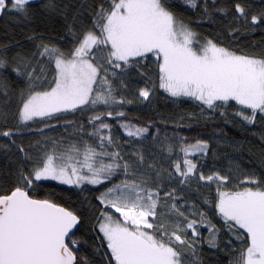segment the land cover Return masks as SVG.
Returning a JSON list of instances; mask_svg holds the SVG:
<instances>
[{
    "label": "trees",
    "instance_id": "trees-1",
    "mask_svg": "<svg viewBox=\"0 0 264 264\" xmlns=\"http://www.w3.org/2000/svg\"><path fill=\"white\" fill-rule=\"evenodd\" d=\"M47 3L48 0H39L26 6V13L6 11L0 15V58L8 64L0 70V78L7 84V87H0V132L11 133L8 137L0 135V195L10 194L17 186L23 187L21 172L30 173L46 153L61 154L75 147L79 153L72 155L82 160L87 147L98 152L118 151L122 159L117 162L130 164V175L126 176L120 168L98 187L73 188L52 181H37L27 189L32 198L50 199L80 216L81 224L72 237L78 242V264H115L98 224L102 219L101 212H107L113 218L119 215L101 205L98 197L125 180L143 182V187L160 193L157 211L169 224V230L175 223H186L171 209V204L189 219L197 221L195 227L201 235L193 236L191 229L186 234L190 242L195 241L193 248L174 244L182 250V264H240L241 252L248 245L246 234L241 230L245 239L238 240L229 232L215 210L219 182L202 181L199 175L219 173L229 177L220 190L255 188L256 185L241 183L247 177H255L264 187V119L258 114L255 123L247 124L234 115L240 108L234 101L213 111L191 98L166 94L159 87L158 61L151 55L137 58L136 66L121 71L112 69L105 62L106 50H94L96 62L103 65L101 75L108 69L113 95L117 100L123 98L125 103L84 105L74 111L36 118L20 125L19 110L29 91L28 74H32L31 82L36 91L50 90L54 86L51 81L55 76V64L48 56L40 55L41 46H55L66 55L71 53L78 38L92 27L96 11L101 5L107 6L109 0H55V11L46 8ZM166 3L177 19L203 40H212L238 55L264 57V23L254 25L251 22L254 15L264 19L261 16L264 0H215V3L197 0L195 9L185 0H166ZM237 4L245 9L243 16L236 12ZM12 67H19L22 74L17 76L11 71ZM112 72L117 75L112 76ZM94 87L97 91H106V86L100 83ZM145 87L150 90L147 100L139 96L140 89ZM108 111L113 112L112 117L106 115ZM117 111H123L125 116H116ZM221 111L225 115L222 116ZM97 114H102L103 121L110 125V129H104L102 134L107 136L110 132L113 137V143L109 145L105 140L103 148L99 138L90 134L96 132L100 124V121L89 123ZM122 123L147 127L148 133L130 137L121 127ZM197 141L208 143L207 152H195L185 157L181 147ZM140 155L143 161L138 160ZM185 158L197 168L188 182L181 184L182 177L175 172V165L179 162L183 167ZM97 159L112 162L107 156ZM170 192L176 199L165 195ZM205 199L211 204H206ZM200 212L219 229L215 247L209 246V229L199 223Z\"/></svg>",
    "mask_w": 264,
    "mask_h": 264
},
{
    "label": "snow or ice",
    "instance_id": "snow-or-ice-1",
    "mask_svg": "<svg viewBox=\"0 0 264 264\" xmlns=\"http://www.w3.org/2000/svg\"><path fill=\"white\" fill-rule=\"evenodd\" d=\"M34 2L0 0V15L6 11L26 13V6ZM185 3L197 8V0H185ZM44 6L51 11L57 8L55 0H48ZM236 12L243 16L245 9L237 4ZM261 16L264 17V13ZM251 22L254 25L264 23V19L254 15ZM197 43V34L177 19L166 0H109L107 6L101 5L96 11L92 27L78 38L71 53L66 55L55 46H41L40 55L48 56L55 64V76L51 81L54 86L50 90L36 91L31 82L32 74H28L29 91L19 110L20 122L74 111L83 105L125 103L123 98L117 100L113 95L108 69L104 70L105 75H101L103 65L96 62L94 50H106L105 62L112 69L121 71L136 66L139 63L137 58L151 55L158 61L159 87L170 96L191 98L213 111L234 101L240 106L234 115L247 124L255 123L258 114L264 119V57L238 55L212 40H207L199 48L195 46ZM7 67V61L0 58V70ZM11 71L17 76L22 74L19 67H12ZM97 83L106 86V91H97L94 87ZM0 87H7L2 78ZM149 95L147 87L140 89L139 96L144 100ZM106 115L112 117L113 112L108 111ZM115 115L123 117L125 113L117 111ZM221 115L225 112L221 111ZM95 121L100 124L96 132L90 134L99 138L102 148L105 140L111 145L113 137L110 132L107 136L102 134L104 129H110V125L103 121L102 114L93 116L89 123ZM121 127L130 137L148 133L147 127L138 128L125 123ZM0 135L8 137L11 133L4 131ZM208 148V143L197 141L181 147V151L187 157L195 152L206 153ZM73 152L79 153V149L71 147L61 154L46 153L30 173L21 172L23 187L17 186L10 194L0 195V264H78V242L72 237L81 224L80 216L50 199L32 198L27 189L37 181H56L75 187L85 183L100 185L110 180L117 169L123 168L124 174L130 175L131 165L117 162L122 159L118 151L98 152L87 147L82 160L72 155ZM104 156L112 162L97 159ZM138 160L143 161V156H138ZM196 168L197 165L187 158L183 167L177 162L175 172L182 177L180 183L188 182ZM199 179L208 183L219 182L216 213L236 239L243 240V234H246L248 245L241 252L240 264H264V187L255 177L241 181L256 185L255 188L244 187L237 191L220 190L229 177L219 173L200 174ZM142 184L125 180L98 197L101 205L114 209L123 218L117 220L111 214L101 212L98 230L103 234L111 259L115 264H182V250L174 244L193 248L195 241L190 242L186 234L191 229L193 236L201 235L195 227L197 221L189 219L171 204V209L186 223H175L169 230V224L157 211L161 203L160 193ZM165 195L176 199L171 192ZM205 203L211 204L207 199ZM199 215V223L210 232L209 246L215 247L219 229L203 212Z\"/></svg>",
    "mask_w": 264,
    "mask_h": 264
},
{
    "label": "rangeland",
    "instance_id": "rangeland-1",
    "mask_svg": "<svg viewBox=\"0 0 264 264\" xmlns=\"http://www.w3.org/2000/svg\"><path fill=\"white\" fill-rule=\"evenodd\" d=\"M21 16V15H20ZM22 18H24L23 16H21ZM193 31V30H192ZM195 32V31H194ZM196 33V32H195ZM197 34V33H196ZM197 41H198V43L195 45L197 48H199V46H201V45H203L207 40H203L198 34H197ZM158 78H159V75H158ZM159 83H160V81H159ZM165 92V91H164ZM166 94H168L167 92H165ZM169 95V94H168ZM187 98V97H186ZM84 106V105H83ZM82 107V106H81ZM61 113V112H60ZM54 114H57V113H54ZM36 119V118H35ZM34 120V119H33ZM20 121V120H19ZM29 122H31V121H29ZM29 122H27V123H21L20 122V125H22V126H24V125H26V124H28ZM190 155V154H189ZM52 182H56V181H52ZM56 183H58V182H56ZM59 184V183H58ZM62 185V184H61ZM84 185H88V186H93V187H98V186H100V185H91V184H83L82 186H84ZM64 186H67V187H75V186H69V185H64ZM81 186V187H82ZM81 187H75V188H81ZM114 210V209H113ZM118 215H119V217H117V218H114V219H117V220H121L122 221V217H120V214L118 213Z\"/></svg>",
    "mask_w": 264,
    "mask_h": 264
},
{
    "label": "water",
    "instance_id": "water-1",
    "mask_svg": "<svg viewBox=\"0 0 264 264\" xmlns=\"http://www.w3.org/2000/svg\"><path fill=\"white\" fill-rule=\"evenodd\" d=\"M37 1H39V0H35V2H37ZM35 2H34V3H35ZM34 199H35V198H34ZM78 227H79V226H78ZM78 227H77V229H78ZM77 229L74 230V234H75V232L77 231Z\"/></svg>",
    "mask_w": 264,
    "mask_h": 264
}]
</instances>
